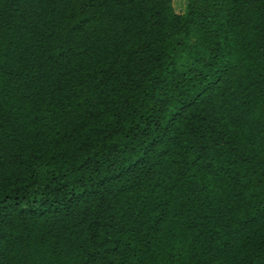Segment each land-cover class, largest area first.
Listing matches in <instances>:
<instances>
[{"label": "trees", "instance_id": "1", "mask_svg": "<svg viewBox=\"0 0 264 264\" xmlns=\"http://www.w3.org/2000/svg\"><path fill=\"white\" fill-rule=\"evenodd\" d=\"M0 264H264V0H0Z\"/></svg>", "mask_w": 264, "mask_h": 264}, {"label": "rangeland", "instance_id": "2", "mask_svg": "<svg viewBox=\"0 0 264 264\" xmlns=\"http://www.w3.org/2000/svg\"><path fill=\"white\" fill-rule=\"evenodd\" d=\"M173 7L177 13L183 12L184 0H173Z\"/></svg>", "mask_w": 264, "mask_h": 264}]
</instances>
